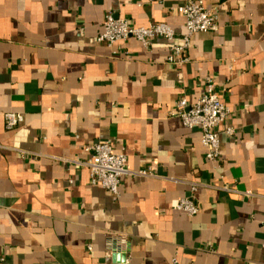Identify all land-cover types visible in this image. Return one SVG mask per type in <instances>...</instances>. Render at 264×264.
Returning <instances> with one entry per match:
<instances>
[{
	"label": "crops",
	"instance_id": "crops-1",
	"mask_svg": "<svg viewBox=\"0 0 264 264\" xmlns=\"http://www.w3.org/2000/svg\"><path fill=\"white\" fill-rule=\"evenodd\" d=\"M185 1L0 0V264H264V0H206L219 30L170 64L186 28L170 7ZM109 14L178 37L109 47L97 40ZM207 77L236 131L220 127L217 164L172 115ZM7 112L24 122L8 130ZM94 141L149 175L124 176L114 200L74 163ZM186 196L193 217L176 208Z\"/></svg>",
	"mask_w": 264,
	"mask_h": 264
},
{
	"label": "built area",
	"instance_id": "built-area-1",
	"mask_svg": "<svg viewBox=\"0 0 264 264\" xmlns=\"http://www.w3.org/2000/svg\"><path fill=\"white\" fill-rule=\"evenodd\" d=\"M165 0H147L148 3H163ZM171 10L179 12L185 18V32L180 36L181 43L173 44L167 59L170 64L182 65L189 61L188 51L191 46V38L199 32H217L219 30L218 15L213 8H209L206 0H186L183 4L171 6ZM103 30L98 36V42L113 47L117 42L127 41L135 37L149 48L155 38L175 40L178 35L168 24L159 22L149 26H133L127 20L107 15L102 24ZM231 110L224 102L222 96L216 90L214 79L207 77L205 93L194 102H189L187 97L176 101V107L172 115L179 117L183 124L189 128H199L202 132V145L206 151V158L213 164L220 160L221 133L232 137L236 131L229 125L228 119ZM24 114L19 112L5 113V126L13 130L24 122ZM224 125L221 132L220 127ZM88 153L86 160L74 161L75 164L86 166L90 170L91 182L100 183L113 196L114 200L120 197L121 179L129 174L146 176L147 171L132 172L128 168L126 153H115L112 145L104 141H94L85 146ZM228 190L227 186L223 187ZM251 194V193H247ZM177 210L193 217L199 212V204L192 196L180 199ZM122 249L126 262L130 260L132 242L122 239Z\"/></svg>",
	"mask_w": 264,
	"mask_h": 264
},
{
	"label": "water",
	"instance_id": "water-1",
	"mask_svg": "<svg viewBox=\"0 0 264 264\" xmlns=\"http://www.w3.org/2000/svg\"><path fill=\"white\" fill-rule=\"evenodd\" d=\"M115 257H118V259H120V256H117V255L115 256V255H114L113 258L115 259ZM124 257H125V256H123V259H124Z\"/></svg>",
	"mask_w": 264,
	"mask_h": 264
}]
</instances>
